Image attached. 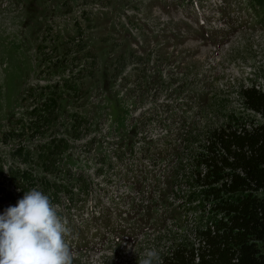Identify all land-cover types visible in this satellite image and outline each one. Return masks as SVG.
<instances>
[{
    "label": "rangeland",
    "instance_id": "374dc122",
    "mask_svg": "<svg viewBox=\"0 0 264 264\" xmlns=\"http://www.w3.org/2000/svg\"><path fill=\"white\" fill-rule=\"evenodd\" d=\"M235 1L241 11L233 16L228 15L230 11H225V22L243 24L245 20L242 11L245 8L244 2L243 0ZM167 6L170 4L165 2L159 9L152 0H0V133L7 128V123L14 117L21 115L23 111L21 100L28 93L30 86H43L44 82H54L59 77L50 71L46 73L43 69L46 54H49L47 62L50 64L56 57L70 58L76 52L85 49L78 44L61 42L65 40L64 37L60 38L59 42L53 41L47 26L54 25L60 28L63 22L71 24L74 17L76 18V16H80L89 10L93 11L92 14L107 10L115 12L111 19L112 25L115 23L116 26L115 37L110 35L112 25H108L102 20L106 17V12H101L98 23L92 22L91 27L87 29L89 35L93 37L92 40L97 42L100 47L102 45L108 47L107 51L99 55L98 74L100 78L105 76L107 79V77L113 76L119 62L123 65L127 64L129 67L134 60L140 59L139 69L141 70L175 71V76L179 79L178 83L184 86L183 92L191 88L210 91V86L213 93L215 90L221 91L223 98L232 101L231 104L238 107L242 105L239 95L236 93L239 86L248 87L250 81H254L253 83L264 91V79L262 77L264 75V27H260L259 32L256 22L251 21L247 27L251 28L249 33L241 32L242 34L233 41L234 34L223 36L224 42H227V47L220 53V57L213 59L216 56H213L214 53L209 48L197 45V42L190 41L185 44L179 42L180 39L191 40L193 34L196 39L211 38L215 40L220 37L219 31L214 30L210 33L198 24V20L201 22L202 15L211 7V0H199L194 7H190L185 2H179V8L170 13H166L164 10ZM159 12H162L164 16ZM129 17L136 18L135 21L131 20L132 24L128 22ZM121 26L125 27L126 30L130 28L137 38L144 41L143 44L148 48L146 55L137 53L132 46L128 45V39L116 37L118 29L122 28ZM231 36L233 38L230 41L229 37ZM151 39L159 40V43L153 46L150 43ZM48 45L50 49L45 48ZM116 49L123 52L121 57L124 58V62L118 60ZM146 58H149L148 62L145 61ZM43 72H45L44 75ZM172 90L173 87H170L167 93H171ZM95 94L93 93L92 96ZM152 96L153 93L138 92L123 107H116V111L124 114L130 107L148 104ZM83 102L84 100L80 101L81 106H83ZM96 102L90 100L88 103ZM71 107L74 108L72 105ZM86 109L88 112L87 106ZM66 111L64 108L62 115ZM67 121L66 118L63 119L65 127L63 132L59 134H63L67 124H70ZM221 122H225V120H221ZM106 126L107 124L104 123L97 129ZM202 128L203 126L199 130ZM89 131H92L91 127L83 128L82 134ZM198 135L202 143V132ZM39 142V139L32 137L29 143L23 141L20 143H13L12 141L6 142V144L2 143V145L0 144V156L10 155L15 146L23 145L34 153L33 146ZM79 145H76L77 148L70 158L75 161L74 163H79L87 169V172H91L96 163L93 158L79 155ZM71 146L74 148L75 144ZM8 166L7 161L0 165L2 168ZM26 167L31 168L35 176L40 174L39 164L26 165ZM58 167H55L52 174H47V178L50 175L49 181L58 179L59 183L65 184L63 180L65 175L57 169ZM60 168L62 169V167ZM105 178L108 177L105 176ZM0 185L3 186L2 189L0 188L3 197L6 190H12L16 200L15 203H9L7 199L0 202V215H2L9 207L17 206L24 193L21 192V196L17 195V189L21 187L18 188L9 180L6 183H0ZM164 242L163 238L152 236L150 242L136 248L129 259V264H138V260L143 256L145 249H155L161 257L165 253ZM110 263L111 257L108 254H103V257L74 260V264Z\"/></svg>",
    "mask_w": 264,
    "mask_h": 264
},
{
    "label": "trees",
    "instance_id": "16d2710c",
    "mask_svg": "<svg viewBox=\"0 0 264 264\" xmlns=\"http://www.w3.org/2000/svg\"><path fill=\"white\" fill-rule=\"evenodd\" d=\"M56 65L65 67L56 62L51 69ZM253 82L248 87L239 86L236 93L244 107L264 118V91ZM54 96L44 95L42 105L50 117L60 105ZM32 103L39 100L34 97ZM233 120L237 124L203 128L205 139L202 143L200 140V146L207 154L194 157V182L202 186L205 202L222 217L214 227L196 235L199 238L190 247L167 250L161 257L162 264H264V123ZM39 123L50 125L51 120L39 119ZM31 128L35 129L33 125ZM17 156L28 155L20 148Z\"/></svg>",
    "mask_w": 264,
    "mask_h": 264
},
{
    "label": "clouds",
    "instance_id": "9594fccd",
    "mask_svg": "<svg viewBox=\"0 0 264 264\" xmlns=\"http://www.w3.org/2000/svg\"><path fill=\"white\" fill-rule=\"evenodd\" d=\"M69 237L72 230L57 206L34 187L0 215V264H74ZM138 264L162 261L157 250L145 249Z\"/></svg>",
    "mask_w": 264,
    "mask_h": 264
},
{
    "label": "built area",
    "instance_id": "2783aa9c",
    "mask_svg": "<svg viewBox=\"0 0 264 264\" xmlns=\"http://www.w3.org/2000/svg\"><path fill=\"white\" fill-rule=\"evenodd\" d=\"M209 117H210L209 120L211 121H208L206 125L203 126V128L207 126L215 127L216 125L219 124H237L236 121L233 120V117H235L236 120H239L240 123L242 124L243 122H249V120H254L258 125L264 123V118H262L259 114H256L255 112L247 109L246 107L243 106V104L239 107L235 104H229L224 107V109L219 113V115L216 114L213 115V113H211L209 114ZM34 120H37V118L34 117L32 118L31 121ZM221 120H225V122H221ZM202 129H200L199 131L201 132ZM199 131L198 133H200ZM48 132H49V126L41 125V128L39 130V135L36 138L40 140L43 134H47ZM195 142H196L195 148L197 154H195L194 156H190L191 157L189 158L190 167L186 171L185 177H179L178 181L174 183L173 200L182 203L184 202L183 199L184 196L185 197L191 196L193 198L191 204L192 210H196V211L203 210L206 213L208 219L207 222L201 221V223L202 225H205L206 223L207 224L205 228H203L202 226L199 225L195 226L194 223L188 222L185 227L179 229L175 238L165 237L164 238L165 252L167 250H172L173 247H178L181 245H187L188 247H190L192 243H195L196 239L199 238V236L196 235H198L200 232H205L211 229L212 227H214L215 223L220 221V218L222 217V213H217L216 210H214L213 205L211 203L208 204L205 202L204 197L200 193V191L202 190V186H199L194 182L195 166H196L194 157L197 156L199 153L207 154V152L200 146V138L198 142V134L195 139ZM258 195H261V193H259ZM150 241L151 239L149 240V242Z\"/></svg>",
    "mask_w": 264,
    "mask_h": 264
}]
</instances>
